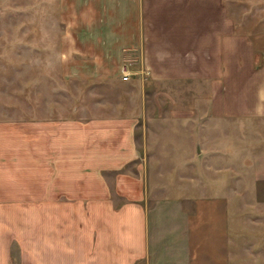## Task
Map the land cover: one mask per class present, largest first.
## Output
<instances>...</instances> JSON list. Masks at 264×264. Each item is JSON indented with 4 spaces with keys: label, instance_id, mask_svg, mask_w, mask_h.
<instances>
[{
    "label": "crops",
    "instance_id": "crops-1",
    "mask_svg": "<svg viewBox=\"0 0 264 264\" xmlns=\"http://www.w3.org/2000/svg\"><path fill=\"white\" fill-rule=\"evenodd\" d=\"M55 11L57 82L85 85L86 106L58 91L0 115V264H237L236 214L264 212V139L253 135L264 125V0H55ZM180 84L192 88L177 115L196 119L195 156L182 161H197L189 207L147 178ZM248 223L247 256L263 264L252 249L264 222Z\"/></svg>",
    "mask_w": 264,
    "mask_h": 264
},
{
    "label": "rangeland",
    "instance_id": "rangeland-1",
    "mask_svg": "<svg viewBox=\"0 0 264 264\" xmlns=\"http://www.w3.org/2000/svg\"><path fill=\"white\" fill-rule=\"evenodd\" d=\"M59 32L60 25L55 11V0H0V115H4L6 108H11L12 105L18 108H27L28 101L37 106L40 102L39 106L42 107L41 104L47 102V105L55 98L57 99L56 95L59 92L63 95L65 92H77L79 98L77 105L81 108L80 111H83L82 108L84 109L86 106L85 94L89 92L86 86L74 83H66L60 86L57 82L59 72L54 47L60 45ZM160 87L163 88V86ZM169 87H174L178 95V101L173 106L175 115L168 117L164 115L156 123L165 126V128L168 125L167 127H171L172 133L157 134L162 143H158L159 148L156 146L150 152L152 153V160L158 163L147 166V178L149 179V185L156 186L164 183L167 188L174 189L173 193L175 196L179 195L178 197L182 199H180L182 205L186 207L195 206L196 202L193 200L186 202L184 194L187 193V195L192 196V199L195 198L196 200L198 194L197 161L193 158L190 159L189 164H182V161L186 156H195L194 154L190 155L191 139H189L188 130L193 124L196 125V119L192 117L182 118L177 115V110H181L183 105L180 95L191 92L192 86L180 84L179 86ZM96 88L101 90L102 87L97 86ZM112 89L114 92L117 91L116 88ZM164 89H166V86ZM38 95L41 98H38ZM67 101L61 95L64 108H67L65 107ZM168 114L170 113L168 112ZM219 124L229 125L230 123L219 122ZM253 127L255 128L254 140L257 143L262 142L264 139V125L254 124ZM195 133L191 136H194ZM227 134L222 133L224 135L223 140L238 148V139L233 133L231 135ZM189 177L193 179H187ZM257 188L259 189V187ZM157 191L161 192V190ZM256 201L264 202V195H258L257 193L254 197V204ZM190 214H193L192 211ZM233 214H230L231 218ZM236 215L237 219L233 220L234 223L232 224L235 225L234 230L237 228V232H239L237 253L242 257L237 264H262V262L256 260V262H253L247 256L249 245L245 241L248 237L247 232L250 234V230L246 228L247 225L249 226L250 218L264 222V212L237 213ZM254 227V236H260L264 233V229L261 227ZM233 247L235 249V246ZM252 250L253 253L258 255L257 258H260V255L264 257L263 243L253 245ZM230 252L231 247L227 244L222 253L229 258Z\"/></svg>",
    "mask_w": 264,
    "mask_h": 264
},
{
    "label": "built area",
    "instance_id": "built-area-1",
    "mask_svg": "<svg viewBox=\"0 0 264 264\" xmlns=\"http://www.w3.org/2000/svg\"><path fill=\"white\" fill-rule=\"evenodd\" d=\"M129 63H124L121 66V78L122 79H127L131 75V70L129 68Z\"/></svg>",
    "mask_w": 264,
    "mask_h": 264
}]
</instances>
